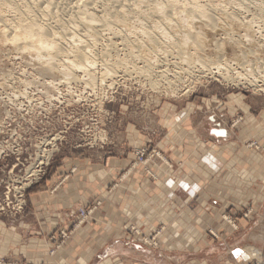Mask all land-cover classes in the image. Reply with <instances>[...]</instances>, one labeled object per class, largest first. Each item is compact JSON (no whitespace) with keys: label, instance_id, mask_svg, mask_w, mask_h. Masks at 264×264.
<instances>
[{"label":"rangeland","instance_id":"obj_1","mask_svg":"<svg viewBox=\"0 0 264 264\" xmlns=\"http://www.w3.org/2000/svg\"><path fill=\"white\" fill-rule=\"evenodd\" d=\"M32 1L0 0V226L22 234L32 220L33 194L59 190L85 171L86 161H124L105 170L108 192L135 176L160 183L177 175L182 163L171 162L161 143L189 127L176 120L182 114H191L202 134L218 117L222 121L216 125L225 123L230 142L263 162L264 0H196L201 9L194 0H52L49 6L34 0L39 7ZM191 8L203 9L207 19ZM205 21L212 25L204 35L206 46L195 48L191 41L187 46V33ZM32 24L45 32L44 39L63 47L59 55L26 50ZM15 35L18 43L12 44ZM77 63L86 66L76 68ZM66 73L74 77L68 80ZM99 205L78 210L67 229L40 232L47 253L55 256ZM252 212L250 207L242 218ZM224 218L238 229L232 216ZM145 221L138 214L123 227L158 252L162 228L146 236ZM253 252L248 264H264ZM3 253L0 264H33L17 251Z\"/></svg>","mask_w":264,"mask_h":264},{"label":"crops","instance_id":"obj_2","mask_svg":"<svg viewBox=\"0 0 264 264\" xmlns=\"http://www.w3.org/2000/svg\"><path fill=\"white\" fill-rule=\"evenodd\" d=\"M194 119L191 114L177 116L189 127L161 143L171 162L182 163L180 173L166 175L160 183L135 176L108 192L110 177L105 178V170L123 166L124 161H86L85 171L59 190L33 194L32 220L22 234L0 226V251H17L33 264H248L251 249L264 261V160L254 161L248 151L230 142L225 123L216 125L222 121L218 117L210 119L204 134L193 126ZM223 130L228 136L219 133ZM209 148L215 152L206 153ZM184 169L192 174L186 176ZM97 201L100 205L93 218L50 256L49 244L39 233L69 228L78 210ZM250 207L253 212L246 220L242 214ZM138 214L146 218V236L162 228L158 252L133 239L123 227L134 223ZM225 215L232 216L237 230ZM210 231L219 239L212 238Z\"/></svg>","mask_w":264,"mask_h":264},{"label":"bare ground","instance_id":"obj_3","mask_svg":"<svg viewBox=\"0 0 264 264\" xmlns=\"http://www.w3.org/2000/svg\"><path fill=\"white\" fill-rule=\"evenodd\" d=\"M36 1V0H35ZM35 1L33 0L32 2H34V4H35ZM45 1V0H44ZM51 1L52 0H46L45 1V3H47L46 5H50V3H51ZM82 1V0H81ZM159 1V0H158ZM166 1V3H171V0H165ZM191 1V0H190ZM193 1V0H192ZM194 1H196V0H194ZM199 1V0H198ZM198 1H196V5H199L197 2ZM209 1V0H208ZM38 2H40V1H38ZM164 1H162V3H163ZM211 2V1H210ZM214 2V1H213ZM165 3V2H164ZM172 3H174V2H172ZM176 3V2H175ZM191 3H193V2H191ZM31 4H33V3H31ZM33 4V5H34ZM39 4V3H38ZM25 5H27V4H25ZM30 5V4H29ZM37 5V3L35 4V6ZM91 5V4H90ZM159 5V4H158ZM158 5H156V6H158ZM167 5V4H166ZM172 5V4H171ZM192 5H194V4H192ZM191 5V6H192ZM28 6V5H27ZM27 6H26V9H27ZM32 6V5H31ZM30 6V7H31ZM38 6V5H37ZM41 6H44V4L42 3V5ZM40 6V7H41ZM48 6H46L47 8H48ZM185 6H186V4H185ZM190 6V5H189ZM200 6V5H199ZM22 7H25V6H22ZM29 7V6H28ZM34 7V6H33ZM39 7V6H38ZM45 7V6H44ZM85 7V6H84ZM94 7V6H93ZM193 7V6H192ZM79 8V7H78ZM88 8V7H87ZM162 8V7H161ZM189 8V7H188ZM196 8V7H195ZM194 8V9H195ZM36 9V8H35ZM89 9V8H88ZM158 9H160V8H158ZM192 10H194L193 8H191ZM199 9H201V6H200V8ZM44 10V9H43ZM84 10H85V8H84ZM157 10V9H156ZM197 10H198V8H197ZM196 9H195V11H193V12H196L197 11ZM203 10V9H202ZM202 10H198L199 12L198 13H201L202 14V16L200 15V17H202V19L203 18H206V14L205 13H203V11ZM30 11H31V9H30ZM34 11H36V10H34ZM45 11V10H44ZM159 11V10H158ZM157 11V12H158ZM163 11L164 10H160L159 12H158V14L160 13L161 15H163L162 13H163ZM26 12H28L29 13V11L28 10H26ZM41 12V11H40ZM123 13V12H122ZM121 13V14H122ZM136 13V12H135ZM138 13V12H137ZM23 14H25V13H23ZM197 14V13H196ZM27 15V14H26ZM30 15V14H29ZM33 16V15H32ZM121 16H123V15H121ZM163 17V16H162ZM45 18V17H44ZM121 18L122 17H120V20H121ZM161 18V17H160ZM197 17H195V19H196ZM199 18V17H198ZM127 19H129V18H127ZM154 19V18H153ZM156 19V18H155ZM195 19H194V21H195ZM207 19V18H206ZM205 19V20H206ZM209 19V18H208ZM93 20V19H92ZM123 20H125V16H124V18H123ZM135 20H136V18H135ZM204 20V19H203ZM210 20H211V18H210ZM81 21V20H80ZM87 21V20H86ZM130 21V20H129ZM167 21V20H166ZM200 21V20H199ZM202 21V20H201ZM214 22V18H213V20H211V22ZM228 21V20H227ZM121 22H123V21H121ZM140 22V21H139ZM149 22V21H148ZM207 21H205L204 23H202V25H200L199 27H197L198 25H196V27H193L194 26V24H193V28H196V29H194V30H196L195 32H194V30L192 31V30H190L189 28L191 27H189V28H187V29H189V32L190 31H192V32H194L193 34H191L192 32H190V33H187V36H185V35H183V36H185L186 37V39H185V41H184V43L186 44V43H188V42H192V44H193V46L195 47V48H202L201 46L202 45H204V43H205V41H207L208 40V38H207V40H205L204 39V35L205 36H207L205 33L206 32H208L210 29H209V27L211 28V23H206ZM90 23V22H89ZM125 23V22H124ZM136 23V22H135ZM166 23V22H165ZM169 23V22H168ZM174 23V22H173ZM172 23V24H173ZM178 23H180V22H178ZM199 23V22H198ZM200 23V24H201ZM206 23V24H205ZM215 23V22H214ZM223 23V22H222ZM128 23H126V25H127ZM141 24V23H140ZM213 24V23H212ZM226 24V23H225ZM34 25H36V24H32V26H31V30L30 31H26V35H27V39H29L28 40V42L30 41L31 43H25V42H27V40L24 42V40H23V42L25 43V44H27V46H26V48L27 47H29V48H27L26 50H29V49H31V51L33 52V53H37L39 56L43 53V52H45V53H47L48 55H49V57H51V56H56V55H59V53L62 51V48H61V46H59V44H57V43H55L54 41H47V38L46 39H44V34L43 33H45V32H42L41 30H39V29H41L39 26V29H37L36 30V28H35V26ZM138 25V24H137ZM177 25V24H176ZM228 25V24H227ZM133 26V25H132ZM143 26V25H142ZM173 26H175V25H173ZM183 26V25H182ZM231 26V25H230ZM239 26V25H238ZM144 27V26H143ZM142 27V28H143ZM233 27V26H232ZM155 28H157V27H155ZM174 28V27H173ZM135 29V28H134ZM138 29V28H137ZM185 29V28H184ZM86 30V29H85ZM87 30H88V28H87ZM169 30V29H168ZM173 30V29H172ZM213 30V29H212ZM43 31H46V30H44V28H43ZM216 31V30H215ZM48 32H50V30H48ZM117 32V31H116ZM139 32V31H138ZM141 32V31H140ZM166 32V31H165ZM177 32V31H176ZM210 32V31H209ZM212 32V31H211ZM210 32V33H211ZM46 33H47V31H46ZM51 33H53V32H51ZM51 33H48V35H50ZM88 33H90V32H88ZM215 33H217V32H215ZM135 34V33H134ZM166 34V33H165ZM171 34V33H170ZM189 34V35H188ZM218 34V33H217ZM46 35V34H45ZM51 35H54V34H51ZM91 35V34H90ZM16 36V35H15ZM19 36V35H18ZM55 36V35H54ZM161 36V35H160ZM166 36V35H165ZM175 36V35H174ZM4 37V36H3ZM46 37V36H45ZM51 37V36H50ZM177 37V36H176ZM181 37V36H180ZM210 37V36H209ZM251 37V36H250ZM24 38V37H23ZM161 38V37H160ZM171 38V37H170ZM11 39V38H10ZM31 39V40H30ZM182 39V38H181ZM5 40V39H4ZM53 40V39H52ZM183 40V39H182ZM231 40V39H230ZM9 41V40H8ZM11 41V43L12 44H14L15 42H17L18 41V37L16 36V37H14L13 36V38L10 40ZM209 41V40H208ZM20 42V41H19ZM22 42V43H23ZM91 42V41H90ZM89 42V43H90ZM216 43H218L217 41H215ZM215 42H213V43H215ZM6 43H7V41H6ZM18 43V42H17ZM23 43V44H24ZM75 43V42H74ZM181 43V42H180ZM183 43V41H182V44H184ZM224 43V42H223ZM237 43V42H236ZM20 45V44H19ZM187 46H189L188 44H186ZM215 45V44H214ZM224 45V44H223ZM236 45V44H235ZM17 46V45H16ZM21 46V45H20ZM192 46V45H191ZM204 46H206V44L204 45ZM13 47V46H12ZM18 47V46H17ZM24 47V46H23ZM178 47H180V46H178ZM223 47V46H222ZM236 47V46H235ZM23 49V48H22ZM212 49V48H211ZM25 50V49H24ZM236 50V49H235ZM208 51V50H207ZM239 51V50H238ZM26 52V51H25ZM75 52V51H74ZM181 52V51H180ZM233 52V51H232ZM70 53V52H69ZM36 54V55H37ZM185 54V53H184ZM31 55V54H30ZM45 55V54H44ZM82 55V54H81ZM36 57V56H35ZM41 57H43V56H41ZM37 58V57H36ZM89 58V57H88ZM39 59H42V58H39ZM45 59V58H44ZM51 59L52 58H50L48 61L49 62H47V60L45 61V62H47V63H49V65H48V67L50 66V64H51ZM86 59V58H85ZM213 59V58H212ZM83 60V59H82ZM86 61H88V60H86ZM85 61V62H86ZM40 62H43V61H40ZM84 62V63H85ZM39 63V62H38ZM46 64V63H45ZM41 65V64H40ZM43 65V64H42ZM41 65V66H42ZM84 66H86V65H82L81 63H77L76 65L74 64V67H76V68H84ZM51 67V66H50ZM65 75V77H66V79H72V77H74V75L73 74H71V73H66V74H64ZM64 79V78H63ZM263 83V82H262ZM219 133H221V134H223V135H227L228 136V132L227 131H220ZM218 136V135H217ZM32 172V171H31ZM35 173V172H34ZM34 175V174H33ZM28 182H31V181H29L28 180ZM23 189V188H22ZM253 254H255L256 256H258L259 255V253H258V251L257 250H255V252H253ZM150 259H153V258H150Z\"/></svg>","mask_w":264,"mask_h":264},{"label":"built area","instance_id":"obj_4","mask_svg":"<svg viewBox=\"0 0 264 264\" xmlns=\"http://www.w3.org/2000/svg\"><path fill=\"white\" fill-rule=\"evenodd\" d=\"M39 173V172H38ZM33 174H34V172H33ZM32 174V175H33ZM247 217V216H246ZM252 264V263H251ZM253 264H262L261 262H256V263H253Z\"/></svg>","mask_w":264,"mask_h":264}]
</instances>
